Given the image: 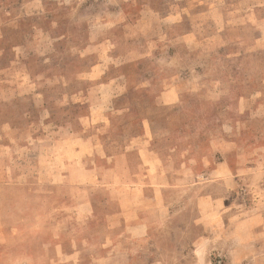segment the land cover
<instances>
[{
	"label": "rangeland",
	"instance_id": "374dc122",
	"mask_svg": "<svg viewBox=\"0 0 264 264\" xmlns=\"http://www.w3.org/2000/svg\"><path fill=\"white\" fill-rule=\"evenodd\" d=\"M0 264H264V0H0Z\"/></svg>",
	"mask_w": 264,
	"mask_h": 264
}]
</instances>
